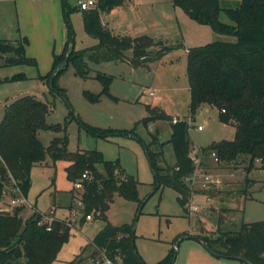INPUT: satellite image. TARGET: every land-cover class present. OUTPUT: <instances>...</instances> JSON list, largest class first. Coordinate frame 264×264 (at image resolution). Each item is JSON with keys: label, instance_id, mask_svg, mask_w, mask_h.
<instances>
[{"label": "rangeland", "instance_id": "obj_1", "mask_svg": "<svg viewBox=\"0 0 264 264\" xmlns=\"http://www.w3.org/2000/svg\"><path fill=\"white\" fill-rule=\"evenodd\" d=\"M234 1L229 0L231 3ZM67 2L71 7L69 18L74 31V49L82 50L97 45L98 38L85 30L83 10L78 8L77 0ZM171 2L172 0H131L127 5L101 13L102 22L116 33L133 36L149 34L155 40H163L175 46L159 59L143 65L133 66L128 59L101 62L88 60L89 76H81L76 72L73 62L67 61L54 77L53 87L46 74L52 69L54 54L63 51L67 31L64 40L60 36L50 42L49 53L52 54L53 61L42 51L37 52L39 56L31 54L27 45V54L37 59V66H0V122L7 104L18 97L32 95L49 102L51 109L46 116V123L60 125L62 129H39L38 137L41 142L49 145L54 137L66 134L71 151L97 149L106 160L119 159L127 172L139 179L138 196L143 201V206L139 210L137 201L116 194L107 211L109 220L114 224L136 222L134 243L147 262L159 261L175 247L177 256L174 264H188L190 254L197 257L199 240L181 238L198 233L213 234L212 231L218 229L222 207L233 208V211L223 214L226 219L223 228H238L242 222L264 220V169L259 160H256L255 166L248 171V155H241L238 160L230 163L215 160L210 153H203L205 156L201 158L202 146L222 139H233L235 126L223 123L219 119V109L210 104L202 105L195 116L191 117L187 51L190 47L216 40L235 41L237 36L219 33L210 25L197 22L178 6L177 12L170 9L173 7ZM221 18L225 22H232L224 12ZM35 47L37 46L32 48L36 49ZM125 54L127 58L132 57L133 49L126 50ZM98 72L112 77L109 93L104 92L103 82L96 77ZM18 74L23 76L16 77ZM61 88L65 90V94ZM88 93L99 97L92 100ZM148 103L161 105L169 114L189 119L192 156L197 162V168L187 178V182L193 189L219 187L224 191L223 198L198 192L188 202V210H185L179 202V193L173 187L162 185L156 188L155 172L146 146L155 152L162 151L163 159L158 161L161 166H174L176 154L171 141L170 121H143L148 115ZM85 124L112 129L113 133L101 136L91 132ZM199 125L203 129H199ZM125 130L133 133L127 134ZM155 136L157 140L154 139ZM67 164L65 160L54 162L48 156L44 163L34 165L31 171L32 186L26 201L20 204L12 203L13 198L22 194L7 176L5 189L0 197V208L11 210L22 206L20 213L25 218L33 213L35 206L46 214V220H50L48 218L53 215L66 217L69 215L66 205L71 201L74 206L77 204L76 199H72L70 190L74 188V181L67 177ZM97 168L106 174L103 163H99ZM204 173H210L213 180L206 188L202 187ZM73 190L78 197L81 190ZM193 204L198 208L190 209ZM54 206H57L55 213L51 212ZM104 224L105 221L97 217L83 224L77 222L52 264H69L77 255H81L83 263H87L95 249L92 239ZM218 260L224 261L222 258ZM222 261L202 263L240 264V261Z\"/></svg>", "mask_w": 264, "mask_h": 264}, {"label": "trees", "instance_id": "obj_2", "mask_svg": "<svg viewBox=\"0 0 264 264\" xmlns=\"http://www.w3.org/2000/svg\"><path fill=\"white\" fill-rule=\"evenodd\" d=\"M130 0H97L94 7L83 10L85 30L98 38L97 45L74 49V31L69 18L70 5L63 0L67 38L63 51L54 54L52 69L46 77L51 80L59 73L65 60L72 61L76 72L89 76L88 60L95 62L128 59L133 66L143 65L159 59L175 46L163 40H155L149 34L125 35L116 33L102 22L101 13L109 12ZM199 23L208 24L219 33L235 34V41L216 40L190 47L187 51V76L191 95V117L204 104L219 109V119L235 126L233 139H222L201 147V152L215 151L218 161H236L241 155L249 156L250 171L257 159L264 169V0H172ZM78 7V6H77ZM80 8V7H78ZM81 9V8H80ZM224 12L232 22H225ZM27 36L18 39L0 37V66L27 64L37 66V59L29 56ZM132 48L133 56L126 57L125 51ZM155 48V50L153 49ZM18 74L16 77H22ZM109 93L112 80L102 72L96 74ZM54 87V84H53ZM65 94L64 89H60ZM92 100L98 95L88 93ZM148 115L143 121L167 119L171 123V141L176 154L174 166H161L162 151L155 152L147 147L148 158L155 172L156 188L162 185L173 187L179 193V202L188 210V202L195 193L205 192L210 197L223 198L219 187L193 189L187 182L197 168L192 156L188 118L175 117L161 105H147ZM51 104L32 95H23L7 104L0 122V197L8 177L14 181L19 193L27 197L32 186L31 171L34 165L42 164L49 156L54 162L65 160L67 177L76 181L84 172L89 177L83 180V189L78 196L83 202L80 223L87 215L101 218L104 226L92 239L94 252L87 263L77 255L69 264H101L95 261L101 254L111 258V264H174L177 256L175 247L157 262H147L134 243L136 222L114 224L108 218L110 202L116 194L138 202L141 210L143 201L138 196L139 179L125 169L119 159L110 161L97 149L68 148V136H56L49 145L38 137L41 128L62 129L60 125H48L46 116ZM224 109V110H223ZM93 133L108 136L112 129L85 124ZM127 134L133 131L125 130ZM157 140V136L154 137ZM204 155V154H203ZM103 163L106 174L97 165ZM74 189V188H73ZM71 189L72 199L78 198ZM245 191V190H244ZM74 202L66 205L72 209ZM57 207V206H56ZM54 206L51 212L54 213ZM22 206L11 210L0 208V264H52L58 257L63 244L68 240L72 226L65 218L55 215L44 220L45 213L34 206L28 217L21 215ZM233 208L222 207L218 229L213 234L189 235L201 241L221 256L239 258L249 264H264V220L242 222L238 228H223L227 212ZM223 215V216H222ZM224 217V218H223ZM51 229H48V226Z\"/></svg>", "mask_w": 264, "mask_h": 264}, {"label": "crops", "instance_id": "obj_3", "mask_svg": "<svg viewBox=\"0 0 264 264\" xmlns=\"http://www.w3.org/2000/svg\"><path fill=\"white\" fill-rule=\"evenodd\" d=\"M129 2H131V0ZM129 2L124 5L129 4ZM171 3L173 7L170 9L177 12V6L173 4V1ZM66 31L63 0H0V37L18 39L27 36L29 39L28 52L31 54L39 56L37 52L42 51L45 53V56H49L52 60V54L49 53L51 50L50 42L52 43V40L60 36H62L64 40ZM34 45L37 46L35 47L36 49L32 48ZM200 156L202 159L205 156L202 154L201 150ZM196 157H199V155L196 154ZM67 210L70 215V209L67 208ZM55 211L56 208L54 213ZM69 215L63 218L67 219ZM185 237L192 238L189 235H185L181 239ZM198 244L197 257L191 256L190 254L191 257L189 256L188 264H203L202 262L211 263L213 261L221 262L222 260H218L219 258L224 259L222 263L234 260L240 261V264H249L239 258L214 254L205 244H202L201 241H199ZM229 264H239V262H229Z\"/></svg>", "mask_w": 264, "mask_h": 264}, {"label": "built area", "instance_id": "obj_4", "mask_svg": "<svg viewBox=\"0 0 264 264\" xmlns=\"http://www.w3.org/2000/svg\"><path fill=\"white\" fill-rule=\"evenodd\" d=\"M77 3H78V6L81 8V9H89L91 7H94L96 6L97 4V0H77ZM151 94H154V91H151ZM224 110V109H223ZM199 129H202L203 126L202 125H199L198 126ZM211 155L214 157L215 160H218V156L216 154L215 151H212L211 152ZM259 160V159H257ZM260 162V160H259ZM87 177H89V173L86 171L82 174V177L79 178L78 180H76L74 182V189H77V190H82L83 189V180L86 179ZM204 181L202 183V187L206 188L208 186V184L213 181L212 178H211V175L210 173H204ZM26 201V197L21 195V196H17L15 198L12 199V203L14 204H20V203H23ZM76 201H77V204L76 206H73L72 209H70V216L66 219L68 224L71 225L72 227L75 226L77 224V222H80V218L79 217V213L81 214L80 210H78L79 208H81L83 206V202L81 201V199L78 197L76 198ZM78 205V207H77ZM197 209L198 206L193 204V205H190V209ZM82 216V214H81ZM92 216L91 215H87V220L86 222L91 219ZM50 219L49 222L53 219V217H50L48 218ZM44 220H46V218L42 219L40 222H43ZM48 229H51V226L49 224L48 226ZM96 263H101V264H111L112 263V260L111 258H109L108 256H106L105 254H101V257L99 256L97 258V260L95 261Z\"/></svg>", "mask_w": 264, "mask_h": 264}, {"label": "water", "instance_id": "obj_5", "mask_svg": "<svg viewBox=\"0 0 264 264\" xmlns=\"http://www.w3.org/2000/svg\"><path fill=\"white\" fill-rule=\"evenodd\" d=\"M65 63H67V59L65 60ZM51 86H53V78H51ZM206 246V245H205ZM208 249H210L209 247H207ZM214 254H217V255H220V253L219 252H216V251H214V250H212V249H210Z\"/></svg>", "mask_w": 264, "mask_h": 264}]
</instances>
